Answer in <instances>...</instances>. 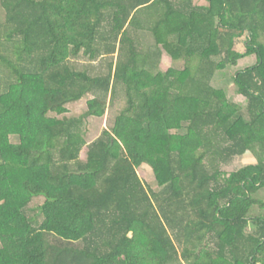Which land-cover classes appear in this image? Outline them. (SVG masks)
<instances>
[{"label": "trees", "instance_id": "obj_1", "mask_svg": "<svg viewBox=\"0 0 264 264\" xmlns=\"http://www.w3.org/2000/svg\"><path fill=\"white\" fill-rule=\"evenodd\" d=\"M195 1L0 0V264H264V0ZM172 44L185 68L155 73ZM115 53L98 74L76 62ZM254 55L243 108L213 81Z\"/></svg>", "mask_w": 264, "mask_h": 264}, {"label": "rangeland", "instance_id": "obj_2", "mask_svg": "<svg viewBox=\"0 0 264 264\" xmlns=\"http://www.w3.org/2000/svg\"><path fill=\"white\" fill-rule=\"evenodd\" d=\"M198 5L201 4H208L206 1L203 0H196L195 1ZM5 22V12L0 4V27L3 26ZM144 46L147 48L148 46H154L156 42V38L151 33H146ZM246 44H247V36L243 37L239 40V49L241 51H246ZM163 50L162 58L160 61V65L155 73H161L166 75L170 69H184L185 62L184 57L185 55L176 45L167 47L166 45H161ZM118 59V54L115 53L113 56H101L96 60L92 61L87 57L81 56L76 62L80 65L81 68H91L95 74L107 71L108 63L113 62L115 65ZM258 63V58L256 55L243 59L239 62L237 66H230L224 71H220L217 73L213 84L217 88L224 89L231 102L240 104L243 108L248 107V102L240 96L239 94V87L235 83V76L241 70H245L249 67H252ZM93 98V95L89 94L82 100L70 103L67 105L68 111L64 115H58L55 113H51V117H58L62 118L63 116H79L83 114L87 110V103L90 99ZM110 113L109 111L106 112L105 116L102 118L92 117L88 119L87 124V141L89 143L95 141L103 132L105 128L109 127L110 122ZM12 142L18 143L19 138L17 136L11 137ZM81 158L83 160L86 159V149L83 150L81 154ZM258 165V160L256 156L249 152L243 157H237L233 159V161L229 164L222 166V171L227 173L238 172L246 167ZM138 174L140 178L151 187L154 191H159V182L157 179L156 172L154 171L153 167L147 163H144L138 168ZM257 199L264 201V190H262L257 196ZM44 201L43 197L34 199L32 202V206L42 203ZM253 216L261 217L264 216V211H260V209H255L253 212ZM1 244V241H0Z\"/></svg>", "mask_w": 264, "mask_h": 264}]
</instances>
